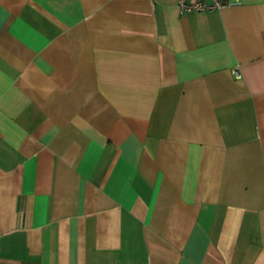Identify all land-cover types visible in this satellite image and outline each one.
<instances>
[{
    "label": "crops",
    "instance_id": "0c3cea01",
    "mask_svg": "<svg viewBox=\"0 0 264 264\" xmlns=\"http://www.w3.org/2000/svg\"><path fill=\"white\" fill-rule=\"evenodd\" d=\"M223 1L0 0V264H264V0Z\"/></svg>",
    "mask_w": 264,
    "mask_h": 264
},
{
    "label": "built area",
    "instance_id": "2783aa9c",
    "mask_svg": "<svg viewBox=\"0 0 264 264\" xmlns=\"http://www.w3.org/2000/svg\"><path fill=\"white\" fill-rule=\"evenodd\" d=\"M224 4L223 0H177V5L181 12L216 10L224 6ZM234 74L239 76L237 69L234 70Z\"/></svg>",
    "mask_w": 264,
    "mask_h": 264
}]
</instances>
